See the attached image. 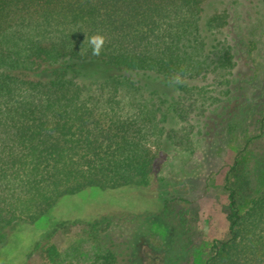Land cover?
Segmentation results:
<instances>
[{
  "label": "trees",
  "instance_id": "trees-1",
  "mask_svg": "<svg viewBox=\"0 0 264 264\" xmlns=\"http://www.w3.org/2000/svg\"><path fill=\"white\" fill-rule=\"evenodd\" d=\"M214 1L224 0H0V245L7 230L37 222L63 197L148 189L169 148L196 157L199 124L224 114L236 66L228 13L207 14ZM97 32L107 38L99 57L86 43ZM260 112L255 120L240 110L229 131L249 116L259 138L264 105ZM240 154L224 178L227 232L203 264H264V188L250 185ZM185 203L174 242L149 235L153 248H194L197 215ZM87 225L98 248L90 261L60 262L57 248L45 246L52 232L24 264L41 254L48 264H119L106 227Z\"/></svg>",
  "mask_w": 264,
  "mask_h": 264
},
{
  "label": "rangeland",
  "instance_id": "rangeland-1",
  "mask_svg": "<svg viewBox=\"0 0 264 264\" xmlns=\"http://www.w3.org/2000/svg\"><path fill=\"white\" fill-rule=\"evenodd\" d=\"M215 10L228 13L226 33L236 52V66L230 101L223 103L224 114L218 118L207 113L199 124L202 134L197 138L200 149L196 157L187 158L173 148L161 152L148 189H87L61 198L37 222L6 231L0 245V264H24L37 242L68 221L77 225L55 231L45 245L57 248L60 262L92 259L98 248L91 243L95 232L87 223L98 222V228L106 227L105 243L113 241L118 246L119 264H203L211 243L227 232L228 200L223 184L238 153L239 167L250 185L264 188V133L256 138L260 132L255 121L264 105V2L214 1L207 14ZM244 108L255 114V120L248 116L241 121L239 117L236 127L229 131L228 119ZM251 138L256 139L246 146ZM167 199L173 213L165 212ZM185 201L197 215L194 248L186 255L170 247L153 248L152 239L162 244L174 242L177 213L187 205ZM30 263L48 264L44 254L34 256Z\"/></svg>",
  "mask_w": 264,
  "mask_h": 264
},
{
  "label": "clouds",
  "instance_id": "clouds-1",
  "mask_svg": "<svg viewBox=\"0 0 264 264\" xmlns=\"http://www.w3.org/2000/svg\"><path fill=\"white\" fill-rule=\"evenodd\" d=\"M86 43L91 50V55L99 57L104 50L107 38L100 32H97L89 37H86Z\"/></svg>",
  "mask_w": 264,
  "mask_h": 264
}]
</instances>
